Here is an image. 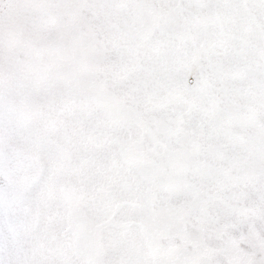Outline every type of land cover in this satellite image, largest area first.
Masks as SVG:
<instances>
[{"label": "snow or ice", "instance_id": "1", "mask_svg": "<svg viewBox=\"0 0 264 264\" xmlns=\"http://www.w3.org/2000/svg\"><path fill=\"white\" fill-rule=\"evenodd\" d=\"M0 264H264V0H0Z\"/></svg>", "mask_w": 264, "mask_h": 264}]
</instances>
